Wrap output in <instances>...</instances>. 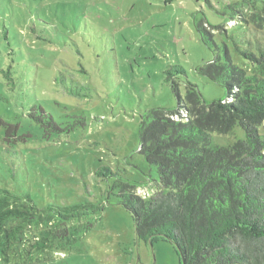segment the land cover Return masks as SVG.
<instances>
[{
  "label": "rangeland",
  "instance_id": "rangeland-1",
  "mask_svg": "<svg viewBox=\"0 0 264 264\" xmlns=\"http://www.w3.org/2000/svg\"><path fill=\"white\" fill-rule=\"evenodd\" d=\"M263 2L0 0V117L18 126L14 143L0 127V211L27 213L0 225V264H181L170 241L136 238L113 185L132 183L143 198L158 190L157 168L139 153L140 131L156 108L191 118L189 107L200 105L185 99L187 83L206 104L231 101L197 68L227 53L251 69L236 45L248 48L264 29L252 5ZM177 66L184 74L167 80ZM35 107L73 127L45 140L29 117ZM241 139L236 126L211 133L210 146ZM101 166L114 175L97 177Z\"/></svg>",
  "mask_w": 264,
  "mask_h": 264
},
{
  "label": "trees",
  "instance_id": "trees-1",
  "mask_svg": "<svg viewBox=\"0 0 264 264\" xmlns=\"http://www.w3.org/2000/svg\"><path fill=\"white\" fill-rule=\"evenodd\" d=\"M252 5L264 15V2L260 8ZM196 28L207 45L206 31ZM255 30V41H246L248 48L236 45L251 69L235 65L227 53L226 61L216 58L197 68L225 86L230 102L206 104L197 86L187 83L185 99L200 105L189 107V120H172L171 110L163 108L149 111L150 119L140 131L139 153L157 168L158 190L143 198L132 183L113 185L133 218L136 238L170 241L181 264H264V29ZM173 72L184 74L177 66L167 80ZM172 85L177 92L175 82ZM29 117L41 127L45 140L73 127H61L41 107L33 108ZM236 126L245 139L210 146L211 133L225 135ZM0 127L6 142H16L17 125L0 117ZM95 175L108 178L114 173L101 166ZM1 209L3 226L27 215L19 209Z\"/></svg>",
  "mask_w": 264,
  "mask_h": 264
}]
</instances>
